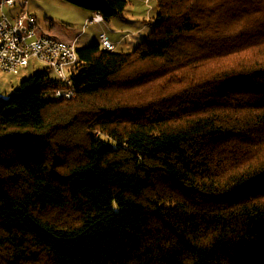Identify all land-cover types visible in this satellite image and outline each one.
<instances>
[{"label":"trees","instance_id":"trees-1","mask_svg":"<svg viewBox=\"0 0 264 264\" xmlns=\"http://www.w3.org/2000/svg\"><path fill=\"white\" fill-rule=\"evenodd\" d=\"M158 8L0 97V264H264V0Z\"/></svg>","mask_w":264,"mask_h":264},{"label":"built area","instance_id":"built-area-1","mask_svg":"<svg viewBox=\"0 0 264 264\" xmlns=\"http://www.w3.org/2000/svg\"><path fill=\"white\" fill-rule=\"evenodd\" d=\"M30 0H0V71L19 75L21 71L28 69L31 62L41 61L52 70L63 85L56 91V98H75V93L70 88L72 81L69 70L77 64L79 56L71 52L73 41L61 40L48 36L39 30L37 17L31 14L27 7ZM149 3V0H146ZM8 6L15 9V13H5ZM105 22L104 16L97 12L89 23L101 24ZM85 25V26H86ZM100 43L107 51H114L115 45L107 37L106 33L100 34Z\"/></svg>","mask_w":264,"mask_h":264},{"label":"crops","instance_id":"crops-1","mask_svg":"<svg viewBox=\"0 0 264 264\" xmlns=\"http://www.w3.org/2000/svg\"><path fill=\"white\" fill-rule=\"evenodd\" d=\"M34 1L36 6H31L30 9L35 12V15H40L42 10L46 11V8H44L45 2H48L49 4L53 2V4L60 5L63 8H68L69 11L74 14L75 18L79 19L78 22H82L83 19H85V23L83 26L84 32L85 29L88 28L87 32L85 33H76L72 29V25H74V23L76 22L75 19L74 22H63V24L66 25V28L60 29L59 36L54 34L52 35V37H56L58 39L66 41H73L78 38L77 45L81 42L80 46H77L78 49L86 46L87 44H90L91 42H100V34L106 33L107 37L115 45V51L125 53L131 52L139 44V42L150 33L154 22V17L149 20V23H147L144 19H142V17L135 15L134 11H129L126 9V11L122 15L115 17L110 21H105L101 24L89 23L88 25H86V23L94 17L95 12L84 5H79L73 0ZM44 34L48 35L46 34V32ZM11 85L13 86L12 83Z\"/></svg>","mask_w":264,"mask_h":264},{"label":"rangeland","instance_id":"rangeland-1","mask_svg":"<svg viewBox=\"0 0 264 264\" xmlns=\"http://www.w3.org/2000/svg\"><path fill=\"white\" fill-rule=\"evenodd\" d=\"M27 10L35 15L30 8L31 6H36L34 0L29 1ZM41 5V4H40ZM44 8H46V11H41V14H36L35 16L37 17L38 21V26L39 30L42 33L50 34L49 36L58 35L59 36V31L62 28H66V25L63 24L65 23H70L71 21L74 22L76 19L74 14L69 11L68 8H63L60 5L49 4L48 2H45ZM127 10L129 11H134L135 15L142 17L147 23H149V20H151L155 15L158 14L159 8H158V0H149V3L146 4V0H129V5L127 7ZM5 13H15V9H10L8 6H6L3 10ZM2 15V11L0 10V17ZM70 21V22H69ZM79 19H76V22L74 25H72V29L76 33H82L84 32V23L85 19H83L82 22H78ZM88 28L85 29V32H87ZM84 32V33H85ZM142 41V40H141ZM140 41V42H141ZM139 42V44H140ZM94 42H91L92 44ZM81 42L77 45L80 46ZM87 44V45H90ZM138 44V45H139ZM86 45V46H87ZM48 66L41 62V61H32L31 65L28 69H25L21 71L19 75H13L9 73H4L0 71V97L3 98H9L15 93V89L20 85V83L29 78L30 76L34 75L38 70H43L46 69ZM55 76V74L53 73ZM13 84V86L11 85ZM53 215L57 218L60 217L62 219L65 218L64 214L61 213H53Z\"/></svg>","mask_w":264,"mask_h":264},{"label":"bare ground","instance_id":"bare-ground-1","mask_svg":"<svg viewBox=\"0 0 264 264\" xmlns=\"http://www.w3.org/2000/svg\"><path fill=\"white\" fill-rule=\"evenodd\" d=\"M71 52L72 53H77V55H78V47H77V43H71ZM79 56V55H78ZM78 60L79 59H77V63H78Z\"/></svg>","mask_w":264,"mask_h":264}]
</instances>
